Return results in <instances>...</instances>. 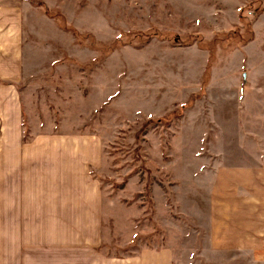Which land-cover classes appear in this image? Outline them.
Wrapping results in <instances>:
<instances>
[{
    "label": "rangeland",
    "instance_id": "1",
    "mask_svg": "<svg viewBox=\"0 0 264 264\" xmlns=\"http://www.w3.org/2000/svg\"><path fill=\"white\" fill-rule=\"evenodd\" d=\"M21 1L33 69L18 85L26 111L45 132H90L103 145L92 174L104 199L105 254L167 248L180 264L209 252L219 224L213 196L222 194L212 173L235 149L237 119L248 145L251 137L264 145V109L237 90L263 81L264 0H38L78 37ZM249 30L250 43L218 45L205 85L210 53L196 41ZM178 109L181 117L161 120Z\"/></svg>",
    "mask_w": 264,
    "mask_h": 264
},
{
    "label": "crops",
    "instance_id": "2",
    "mask_svg": "<svg viewBox=\"0 0 264 264\" xmlns=\"http://www.w3.org/2000/svg\"><path fill=\"white\" fill-rule=\"evenodd\" d=\"M24 16L23 1L0 0V264H176L167 248L105 254L104 199L92 174L103 145L90 132H45L26 111L18 85L33 69L24 61ZM250 79L238 94L264 109V76ZM236 125L235 149L212 173L222 192L213 196L214 241L180 264H264V145L252 137L248 145Z\"/></svg>",
    "mask_w": 264,
    "mask_h": 264
},
{
    "label": "trees",
    "instance_id": "3",
    "mask_svg": "<svg viewBox=\"0 0 264 264\" xmlns=\"http://www.w3.org/2000/svg\"><path fill=\"white\" fill-rule=\"evenodd\" d=\"M29 1L34 7L43 8L45 11V14L50 16L52 19L56 20L62 30L66 32H72L75 37L79 36V33L75 28L70 27L66 24V20L64 16L61 14V12L57 11V13H54V14L51 13L52 15H50L48 8L43 3H41L38 0H29ZM141 35L147 36L146 37L147 39L145 40L147 42L152 39L151 37L152 35L150 33L146 35L145 34H141ZM237 36L241 38L244 44L245 43L247 44L254 40V31L249 30L248 37H245L241 35L239 31H236L235 33H225L222 35L221 38H214V40L211 42H204L203 39H199L196 41L200 49L208 50L210 53L209 63L205 69V80H204L205 85L209 83V80H210L211 69H212V65L216 57V51H217L218 45L221 44L223 47L228 46V44H230L231 42H235V37ZM119 43H120V39H118L115 43L116 48L120 47ZM194 43L195 42H193V40H190V39H186L185 41L182 42V44L186 46H191ZM234 44L235 43H233L231 46H233ZM181 115H182V110L178 109L176 111H173L172 113L165 115L161 120L165 123H169L173 121L175 118L181 117Z\"/></svg>",
    "mask_w": 264,
    "mask_h": 264
}]
</instances>
